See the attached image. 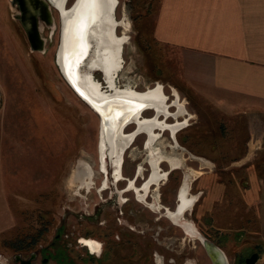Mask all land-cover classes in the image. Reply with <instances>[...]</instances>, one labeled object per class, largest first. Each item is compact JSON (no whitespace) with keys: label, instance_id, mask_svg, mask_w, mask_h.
<instances>
[{"label":"rangeland","instance_id":"1","mask_svg":"<svg viewBox=\"0 0 264 264\" xmlns=\"http://www.w3.org/2000/svg\"><path fill=\"white\" fill-rule=\"evenodd\" d=\"M72 1L69 0L68 5ZM158 4L159 0H117L113 17L117 24L115 36L124 41L122 64L116 74L117 87L143 93L160 86L168 115L159 116L158 121L165 125L186 124L175 133L178 147H171V132L163 130L153 146H149L154 149L151 156L146 149L147 163L155 159L156 164L159 159H166L170 164L172 160L176 165L182 163L157 189L163 197L162 204L171 208L183 172L189 174V179L196 177L189 184V193L196 202L190 211L181 215L185 213L183 220L188 226L185 229L196 230L200 237L214 244L229 264L234 258L238 259L248 245L259 253L254 264H264L263 198L248 194L258 168L251 157L238 158L243 153L244 132L234 131L235 124H230L220 112L206 104L184 81L178 49L154 38ZM65 9L69 8L65 6ZM14 13L10 0H0V165L7 201L14 216L13 227L0 232V254H9L10 245L27 235H43L39 242L47 244L57 228L66 223L72 239L90 235L102 240L107 260L116 264H142L144 259H147L146 264H153L149 256L141 257V249L148 243L145 251L157 252L160 230L164 231L161 234L171 233L180 239L175 248L181 252L180 264H211L199 239L163 217L154 220L159 211L146 210L133 201L131 207L135 215L133 218L129 215L122 223L133 226L134 231L114 223L112 214L117 212L111 209L114 206L105 204L100 213L96 211L97 204L110 196L109 190H99V182L104 179L99 170L98 152L102 122L99 114L70 88L56 63L60 17L54 12L57 27L48 38L50 45L42 53L29 48ZM89 13L90 9L85 7L73 18L68 34L70 56H76L82 49ZM93 77L103 91H109L100 71H93ZM116 108H109L104 115L105 128L110 122L108 116L116 117ZM152 110L146 108L141 118L151 119ZM132 128L126 125L122 132L129 133ZM142 139V135L136 136L125 151L123 177L130 176L137 163V167L146 166L140 164L145 153ZM176 142L173 143L177 146ZM189 153L197 156V160L190 159ZM78 163L94 173L88 183H80L77 174L74 175ZM159 166L166 172V163ZM184 177L185 174L181 184ZM256 181L259 186L261 180ZM125 183L120 180L117 187ZM102 184L105 186V180ZM143 187L140 190L133 185L140 201H144L138 196L143 193ZM124 196L130 197V193ZM92 216H98L97 220L91 219ZM145 220L149 226L147 237L141 235ZM88 243L91 248L98 245L94 241Z\"/></svg>","mask_w":264,"mask_h":264},{"label":"crops","instance_id":"2","mask_svg":"<svg viewBox=\"0 0 264 264\" xmlns=\"http://www.w3.org/2000/svg\"><path fill=\"white\" fill-rule=\"evenodd\" d=\"M153 35L178 49L189 87L244 132L238 158L257 164L249 188L264 205V0H159ZM13 225L0 165V232Z\"/></svg>","mask_w":264,"mask_h":264},{"label":"flooded vegetation","instance_id":"3","mask_svg":"<svg viewBox=\"0 0 264 264\" xmlns=\"http://www.w3.org/2000/svg\"><path fill=\"white\" fill-rule=\"evenodd\" d=\"M68 1L69 0H66L64 6H66L67 8H70L69 6H72V3L74 0L70 3V5H68ZM31 4H32L31 7L35 12V16L33 18V30L36 28L39 31V34L41 36V40L40 41L33 40L32 45L35 48H38V47L43 48V51L36 50V49H34L33 51L45 53V51L47 50L48 46L51 43V40H49L48 38L52 37V34L57 27L56 22H55L54 12L57 13L58 18L60 17L59 18V23H60L59 43H61V38H60L61 37V30H62L61 15L59 16V13L57 12L55 5L51 2V0H32ZM115 7H116V5H115ZM64 9H65V7H64ZM114 10H115V8H114ZM17 14H18V18L15 17V19L19 23V26L22 29V33L24 34V37H25V39L29 45V48H30L29 39L27 37L26 31L23 28V26L21 24V20H20V17H23V14L20 12V10L16 9L15 15H17ZM113 14H114V11H113ZM24 18H23V20H24ZM33 30L31 29V32H33ZM58 45H60V44H58ZM57 49H58V47H57ZM57 49H56L55 54L57 53ZM119 57L121 58V51H120ZM120 58H118V59L121 60ZM121 64H122V61H120L119 68H121ZM119 68L116 70L114 75H116L117 72L120 70ZM113 78H114L113 82L115 83L116 82V76H114ZM103 80H105V79H103ZM101 90H102V88H101ZM106 92H108V91H106ZM81 99L84 101L83 98H81ZM145 109L146 108H142L139 111L137 117H139L141 115L140 113H142ZM151 109H153V108H151ZM152 111H154V116L152 117V118H154L157 113L155 110H152ZM130 114L131 113L128 114L127 118L132 117V116H130ZM99 116L101 117L100 114H99ZM159 116L163 117L164 116L163 112H159L157 114V120H158ZM139 119H143V118H141V116H140ZM122 120L123 119H121V117L115 118V121H114V119L111 118V121L109 122V124H107L106 128L108 130L105 131L106 136L111 137L112 135L110 132L112 130L114 131V129H115V131L113 132V137H111V144L109 145V144L105 143L103 145L104 146V150H103V153H104V155H103L104 166L103 167H104V169L102 167V161H101V156H100L101 155V153H100V147H101L100 139L98 142L99 163H100L99 170L101 171V174L104 175L103 180H105V186H103V187H102L103 180L99 182V184L101 185V186L99 185V190L100 191L109 190L110 196H109V198H107V199H105V200H103L97 204V210L96 211L98 213H100L102 206H104L105 204H110V206H114L115 208L114 207L111 208V209H117L116 210L117 212L112 214L114 223L117 225L123 224L130 231H134L133 226L128 225L126 223H122V220H126V217H129V215L133 218V215H135V213L133 212V208L131 206L133 205V201H135V202L140 203L142 206H144V208L146 210L148 209L151 211H157V212L159 211V213L157 214L156 218H154V220H160V217H163V218L167 219L170 223H172L174 226L178 227L180 230V226L176 225L175 223H173L170 220L169 213L175 212L176 206L179 205V201H180L179 200V191L183 185V184H181L183 175L185 174L184 183H186V181L189 180V183H188V196H189V198L193 197L189 193V190H190L189 184L191 183V181L195 180L196 177L192 176L189 179L188 178L189 174L183 172L181 175V178H180V183L178 185L179 187H177V189L174 192V201H173L171 208L166 206V205H163L162 204V198L163 197L161 198V193H159V190H157V189H159V186L162 184L163 180L166 179L167 175H169L171 173V171L179 169L182 166V163L176 165L175 161L172 160L171 164H173V165L171 166L169 161H166L164 159L160 160L159 157H153V158L159 159V161L157 163L158 168L156 169V165H157L156 159L151 160V161L149 160L150 162L148 161V163H147L148 154L146 152V149H147V151L150 152V156H151V154H152L151 152H153L154 149L150 148L149 146H151V147L153 146V142L158 138V136L161 135L160 132L163 130H169L171 132V135L173 134L171 136L172 139L169 137L172 141L171 147L172 148L178 147V144L175 140V133L181 127H184L186 124L183 126L182 125H174L173 129H171L169 127L171 125H169V126L168 125H161V126L160 125H156V126L154 125L152 130H150V129L144 130V129H141V127H139V125L137 126L135 121L128 122V119H127V124H126V122L124 123V122H122ZM115 122H118L120 125H114ZM130 123H132V124H130ZM162 124H165V123L162 122ZM111 125H112V127H111ZM126 125L133 126V128L130 130L131 132H129V133L121 132V129ZM155 130H158V132H156ZM148 133H150V134H148ZM138 135L143 136L142 148L144 149V152H145L144 157H142V161L140 162V164L141 165L145 164L146 166L144 167L142 165V167L141 166L137 167V164H139V163H137L133 169V173L128 177H126V176L123 177L122 173H123L124 153L127 150V148H129L133 144L135 137ZM148 135L152 136V137H149ZM155 135H156V137H155ZM146 138H148V139L146 140ZM149 138H150V140H149ZM144 140H145V143H144ZM173 142L174 143L176 142L177 146ZM173 145H175V146H173ZM155 147L161 151V149L159 147H157V146H155ZM168 156L171 157L172 155H168ZM188 157L190 159H192V158L196 159L195 157H197V156L189 153ZM162 162L167 164V169L164 170L166 172H163V169H161V167L159 166ZM148 164L150 167L148 166ZM254 165H255V163H254ZM259 172L260 171L258 169L257 176H255L254 179H252L250 184H253L254 181L257 182L256 179L259 178V175H260ZM91 177L92 178L94 177V173L92 174ZM120 180H125L126 183H125V186L118 188L117 182ZM130 180L132 182H130V186H128ZM144 183H145V185H144ZM248 183H247L246 187L248 186ZM156 184H157V186H156ZM133 185L140 190H142V187L144 185L143 191H142L143 193L142 194L138 193L139 198L144 200V201H140L139 199L136 198V194L134 192ZM146 187H147V190L145 191L144 189H146ZM248 191H249L248 192L249 195L253 194L252 193L253 190H251L250 188L248 189ZM126 193H130V197H125L124 194H126ZM151 194L153 196H151ZM194 203H193V205H194ZM253 204L257 205V203H253ZM255 205H253V207H256ZM192 207L190 208V210L192 209ZM190 210L188 209L187 211H190ZM185 213H186V211H185ZM185 213H184V215H185ZM184 215L182 216V218H184ZM97 218H98V216H92L91 219L97 220ZM87 219H90V218L87 217ZM143 223H144V229H142L143 234H141V235L144 237H147L149 234V226H148L147 220H145ZM99 224H103V223L100 222ZM160 231H159L160 234L158 233V236L160 235L159 236L160 240H157L158 244H159L158 251L156 252L153 250L151 252V251H149V249L147 251H145V249H147L148 245H149L147 243L141 249V251H142L141 257L148 258V256H149L150 261L153 264H180L181 263V256H180L181 252L179 250L175 249L176 247L179 246L180 239L177 238L176 236H174V234H171V233L161 234V233H164V231L163 232H160ZM41 236H43V235H32V236L27 235L23 239H19L17 242L10 245V253L9 254H6V255L0 254V264H116L113 261L107 260V256H106L107 251L104 248V242L102 240L95 239L94 237H91L90 235H81L78 237H74V239H72L70 234H69V231L67 230L66 223H63L62 228H57V233L53 237H51L50 241L47 244H41L39 242ZM84 238H90V239H84ZM92 239H94V240H92ZM153 239H155V238H153ZM91 241L96 242L98 244L97 247L91 248L90 243H88ZM133 241L134 240H132V242ZM175 241H177L178 244H176ZM240 255H239L240 257L238 256V259L234 258L233 261L231 262V264H247L246 261L248 259H250L251 257H254V261L251 263V264H254L258 260L259 253L253 248L252 245H248L247 247H245L244 251ZM210 262L212 264L211 259H210ZM146 263H147V259H144L142 264H146ZM184 264H190V262H185Z\"/></svg>","mask_w":264,"mask_h":264},{"label":"bare ground","instance_id":"4","mask_svg":"<svg viewBox=\"0 0 264 264\" xmlns=\"http://www.w3.org/2000/svg\"><path fill=\"white\" fill-rule=\"evenodd\" d=\"M51 2L55 5L59 15H61V43L58 47L57 60L62 70L63 77L68 82L70 88H72V90L80 98L83 96L89 100L94 108L101 114V117L105 115L108 110H110L109 108L118 107L116 108L117 115L115 118L121 117V119H123L122 122L124 123H127V119L128 122L135 121L136 125H139V127L144 130H152L154 125H165L162 124L161 121L157 120V114L159 112H163V117L168 115L166 112L167 107L164 105L165 98L162 94L160 86H156V88L154 87V89L147 90L143 93H138L127 86V88L120 89L117 87L116 83L113 82V77L116 76L114 74L119 68L121 61L118 58H120L119 56L123 41L121 38L115 36V28L117 24L112 15L117 1L77 0L67 10L64 9L66 0H51ZM85 7L90 9V13L88 14L89 19L84 25V40L82 49L76 56H70V54L68 55L69 28L71 27L73 18L77 16ZM95 70H99L103 74V77L109 87L108 92L102 91L100 83L95 81L94 77H92L91 73ZM79 93L82 96H80ZM142 106H144V108H153V110L157 113L156 116L151 119H139L141 115L139 117L137 116ZM129 113H131V118H127ZM114 125L120 124L117 122ZM169 127L173 129L174 125ZM123 128L121 129V132ZM114 131L112 130L110 132L112 135L111 137H113ZM147 139L148 138H146V140ZM100 143V156L101 161L103 162L104 144L102 140ZM75 172L76 173H74V175L77 174L76 176L80 183H88L89 180H91V172L87 171L81 163H78ZM194 199H196V197H194ZM179 200L177 210L169 213L170 220L176 225H180V227H182L187 234L194 236L200 241L203 240L194 235L195 230L185 229L188 228V226L181 217L182 213L188 209L190 210L194 203L193 198H189L188 196V183H183L179 191ZM181 208L182 212L180 215L179 212Z\"/></svg>","mask_w":264,"mask_h":264},{"label":"water","instance_id":"5","mask_svg":"<svg viewBox=\"0 0 264 264\" xmlns=\"http://www.w3.org/2000/svg\"><path fill=\"white\" fill-rule=\"evenodd\" d=\"M77 0H74L72 4H74ZM31 2L32 0H10V4L11 6L16 10H20V12L23 14V17H20V20H21V24L23 26V28L25 29L26 31V34H27V37L29 39V42H30V49L31 50H40V51H43V48L42 47H38V48H35L33 47L32 45V42L33 40H38L40 41L41 40V36L39 34V31L35 28L33 30V18L35 16V12L34 10L32 9L31 7ZM14 17H17L18 18V14L15 15L14 13ZM25 17V18H24ZM24 18V20H23ZM31 29L33 30V32H31ZM61 38V37H60ZM60 44V43H59ZM59 47V45H58ZM57 53H58V49H57ZM57 53H56V63L58 65V67L60 68L59 66V63H58V60H57ZM61 70V68H60ZM99 71V70H98ZM62 72V70H61ZM92 74V77H93V72L91 73ZM104 79V77H103ZM105 81V80H104ZM106 86L108 87L107 83H106ZM109 88V87H108ZM78 93V92H77ZM80 96H82L80 93H79ZM82 98L84 99V101L89 105L91 106V108H93L97 113H99L95 108L94 106L90 103L89 100H87L86 98H84L82 96ZM142 108H144V106H142ZM141 108V109H142ZM147 108V107H146ZM100 114V113H99ZM101 115V114H100ZM106 115V114H105ZM103 117V119H102ZM101 117L102 119V124H101V134H100V141L102 140L103 144L107 143V144H111V137L110 136H106V130H108L107 128H105V124H104V115ZM108 118L110 119V115L108 116ZM111 121V119H110ZM114 122V121H113ZM117 122H115L116 124ZM127 124V123H126ZM112 127V125H111ZM178 206V205H177ZM177 206L175 208V211L177 210ZM181 212H182V208L180 209V215H181ZM195 236H198L199 238L203 239L201 240L202 242V245L206 251V253L208 254L209 258L211 259L212 261V264H227V261L222 253V251H220L214 244H212L211 242L205 240L204 238L200 237L198 235V233L196 232L195 230V233H194ZM254 261V257H251L250 259H248L246 261L247 264H251L252 262Z\"/></svg>","mask_w":264,"mask_h":264}]
</instances>
